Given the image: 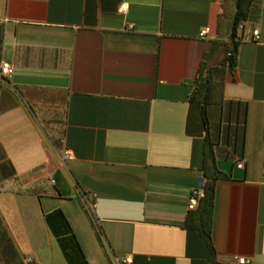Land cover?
<instances>
[{
    "label": "crops",
    "instance_id": "1",
    "mask_svg": "<svg viewBox=\"0 0 264 264\" xmlns=\"http://www.w3.org/2000/svg\"><path fill=\"white\" fill-rule=\"evenodd\" d=\"M234 13V0H0L15 66L0 79V215L27 262L68 264L45 222L60 209L89 264H264V0L231 68ZM221 66L210 101L193 99ZM207 142L227 177L209 223L189 209Z\"/></svg>",
    "mask_w": 264,
    "mask_h": 264
},
{
    "label": "trees",
    "instance_id": "2",
    "mask_svg": "<svg viewBox=\"0 0 264 264\" xmlns=\"http://www.w3.org/2000/svg\"><path fill=\"white\" fill-rule=\"evenodd\" d=\"M235 2V13L231 21V48L228 53H231V56H228V53L225 57L224 64L228 63L229 67L234 68L237 64L238 56V31L243 21H246L249 16L251 9L255 3V0H234ZM5 38V29L2 24H0V47L4 45ZM1 62V59H0ZM222 66L209 71V76L205 82L201 83L197 88V92L193 94V99L196 96L201 95L200 92L204 93L202 97L206 102H209L211 99L210 88L212 87L211 82L216 76L222 77L223 73ZM201 80V79H199ZM192 99V100H193ZM237 137H236V148L241 153L244 152L245 140H246V115L244 118L237 121ZM205 147V165H204V180H205V197L200 201L204 205V210L206 211V221L209 223V219L212 216V211L215 205V191L216 184L220 180H224L227 177L219 170L214 146L211 142H207ZM45 222L51 231L52 235L57 240L61 251L63 252L68 264H89L85 253L66 217L64 212L60 209L55 210L49 214L45 215ZM189 227V224L186 225ZM96 229V227H95ZM97 239L99 244L103 247L104 241L102 233L96 229ZM0 254L4 264H36L26 261V257L21 253L14 239L12 238L7 225L5 224L2 216L0 215Z\"/></svg>",
    "mask_w": 264,
    "mask_h": 264
},
{
    "label": "built area",
    "instance_id": "3",
    "mask_svg": "<svg viewBox=\"0 0 264 264\" xmlns=\"http://www.w3.org/2000/svg\"><path fill=\"white\" fill-rule=\"evenodd\" d=\"M127 10V6L126 5H123L121 7V11H126ZM241 28V26H240ZM209 33V29L203 31L201 33L202 36L206 35ZM259 30H254L253 32V36L256 40L259 39ZM228 56H231V53H228ZM15 75V66L11 63V62H7V61H3L0 65V79H5V80H11ZM74 157L73 155L70 153V152H67L65 151L64 153V159L65 160H72ZM243 163H240L239 167H243ZM205 180L202 181V183H200L199 187L194 189L192 192H191V195H190V200H189V209L190 210H195L200 201L202 199H204L205 197V191H204V187H205ZM85 207L88 211L90 212H94V210L96 209L97 207V204L91 202L89 199H86L85 200ZM128 262V260H127ZM237 262L238 264H248L249 261H247L246 259L244 258H238L237 259ZM0 264H4L3 260H2V257H1V254H0Z\"/></svg>",
    "mask_w": 264,
    "mask_h": 264
},
{
    "label": "rangeland",
    "instance_id": "4",
    "mask_svg": "<svg viewBox=\"0 0 264 264\" xmlns=\"http://www.w3.org/2000/svg\"><path fill=\"white\" fill-rule=\"evenodd\" d=\"M2 47H3V48L0 47V59H1L0 65H1V63L3 62V60H4V56H3L4 45H3ZM27 263H28V262H27Z\"/></svg>",
    "mask_w": 264,
    "mask_h": 264
}]
</instances>
